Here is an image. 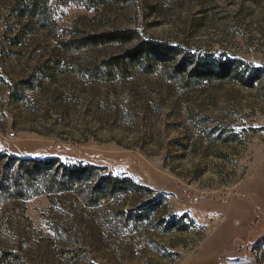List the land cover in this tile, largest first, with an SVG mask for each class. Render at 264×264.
Here are the masks:
<instances>
[{
	"label": "rangeland",
	"instance_id": "obj_1",
	"mask_svg": "<svg viewBox=\"0 0 264 264\" xmlns=\"http://www.w3.org/2000/svg\"><path fill=\"white\" fill-rule=\"evenodd\" d=\"M127 29L229 73L108 78L131 45L66 47ZM11 157L133 189L5 183L0 264H264V0H0V178Z\"/></svg>",
	"mask_w": 264,
	"mask_h": 264
},
{
	"label": "trees",
	"instance_id": "obj_2",
	"mask_svg": "<svg viewBox=\"0 0 264 264\" xmlns=\"http://www.w3.org/2000/svg\"><path fill=\"white\" fill-rule=\"evenodd\" d=\"M92 3H100V0H91ZM128 1V0H123ZM131 45L120 54L111 56L101 63L98 71H102L105 77L120 76L127 78L134 70H142L147 74L154 73L159 67L172 64L175 74L187 75L189 78L209 79L210 77H226L229 68L226 65H218L219 62L200 64L192 62L191 56L185 54L180 47L168 46L148 39H143L137 31L111 30L95 34H88L77 43L68 42L66 47L74 48H99L110 45ZM133 44V45H132ZM216 71V72H215ZM94 167H71L50 158L47 160L9 158L1 170L0 191H11L22 196L21 182H41L45 189L53 192L70 191L75 187L88 186V205L96 206L100 201L109 199L117 193L133 189L128 181L116 178L99 177ZM25 183V182H23ZM20 184V185H19ZM7 191V192H5Z\"/></svg>",
	"mask_w": 264,
	"mask_h": 264
},
{
	"label": "built area",
	"instance_id": "obj_3",
	"mask_svg": "<svg viewBox=\"0 0 264 264\" xmlns=\"http://www.w3.org/2000/svg\"><path fill=\"white\" fill-rule=\"evenodd\" d=\"M14 136V134H11V137H13Z\"/></svg>",
	"mask_w": 264,
	"mask_h": 264
}]
</instances>
